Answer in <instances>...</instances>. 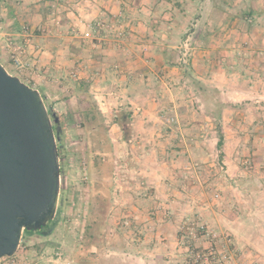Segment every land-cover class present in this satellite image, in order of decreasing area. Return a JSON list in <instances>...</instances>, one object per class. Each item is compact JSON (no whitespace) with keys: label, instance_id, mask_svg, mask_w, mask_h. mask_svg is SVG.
Wrapping results in <instances>:
<instances>
[{"label":"rangeland","instance_id":"obj_1","mask_svg":"<svg viewBox=\"0 0 264 264\" xmlns=\"http://www.w3.org/2000/svg\"><path fill=\"white\" fill-rule=\"evenodd\" d=\"M6 1L12 9L15 19L9 18V7L0 4V61L2 64L4 63L9 73L19 77L44 95L45 105L54 116L51 118L57 119L62 147L59 157L61 194H59L58 206L61 195L65 197V201L61 206L62 216L58 228L53 233L47 235L33 233L30 236L22 237L13 260L4 257L0 259V264H73L71 256L76 250L77 242L81 239L89 210L87 132L82 125L80 114V108L83 105L79 103L74 92V82L80 80L77 79L78 75L82 79L87 78L85 82L88 84V93L101 113V121L107 128L106 133L112 145L114 187L112 204L107 212L106 233H121L128 253L131 251L130 245H132L129 242V237L125 236L127 228H125L123 220L126 217L132 220L134 215L131 211H127L129 206L126 208L119 206L121 200L117 198L120 191L118 187L120 179L127 178L132 182L138 175L132 168L131 161L128 159L126 162L124 161L122 157L124 152L118 145L123 139L131 138L128 129L123 128L125 125L127 127L130 121L127 104L124 103L123 96H120L123 93V84L120 82L112 84L113 80L106 78L100 85L102 77L98 69L87 74L84 71L79 73V71L68 67L62 75L53 73L50 77L46 76L33 61L34 56L32 57V54L29 53L30 49L5 30L13 20H17L20 27V23L22 24L23 21L21 22L19 18L24 19L33 10L35 11L33 13L51 20L48 35L50 34L49 39L53 46L56 39L61 38V35L67 37L65 40L67 43H70L69 36L76 35L73 40L79 41L78 48L82 49L79 54L85 56L88 54L89 58L94 55L96 57L104 55L103 57L107 58L110 56L109 52L103 54V51H114V49H121L125 53V58H129L132 49H139L138 55L143 67L136 74L135 81L144 84L148 90L144 88L145 91L142 93L144 89H136V93L145 94L152 100L149 103L145 99V102L140 103L142 106L140 107L159 112L161 117L155 124L159 125V137L161 139L164 137V140L168 141L167 145H171L172 148L179 145L178 147L182 148V151H178L177 155L182 156L186 153V168H183L185 172L180 176V181H183L180 184H183L186 191L201 190L203 192L205 190L213 193L210 200L218 199V192L224 183V175H227L226 167L218 161L217 152L210 145V142L214 145L213 141H215V139L210 140L216 132L214 121L207 113V108L210 106H206L196 84L202 83L215 88L219 92L221 100L228 103L222 113L221 130L224 117L230 111H239L238 115L242 116L243 121L239 127L234 126L231 127L232 129L229 127L230 134L234 136L236 131L243 124L246 125V121L249 119L245 116L243 109L250 104L264 106V102L261 100L256 103L233 100L229 96L232 93L231 89L227 87V83L236 79L241 84L240 87H245L247 81V83L251 82L256 90L264 88L261 86L264 82V17L257 18L254 15L247 16L245 14L248 0H234L232 4H227L226 0H201V2L199 0H178L175 6L163 3L153 8L152 16L146 22L141 21L139 29H137L138 25L134 18L127 11L134 6L132 2L130 5L127 2L123 6L124 14L107 17L105 8L100 6L101 4L96 0ZM256 1L259 8L264 9V0ZM215 4L216 7H214ZM91 7L94 9L92 17H96V19L87 20L84 16L89 13L88 8ZM95 13L97 16H94ZM235 14H238V17L232 21L233 23L226 21V16ZM5 19L7 21L3 23L2 20ZM97 22L101 23L98 28L95 25ZM22 25L24 26L23 30L18 32L26 31L30 36L28 40L31 39V35H36L34 29L29 28V30L26 25ZM86 31L90 32L89 36H85ZM13 45L22 47L23 52L16 53ZM15 58H18L21 64H16ZM82 58L86 59V57ZM103 96L104 98H102ZM256 111L259 112L256 116L252 114L253 112L249 115L255 116L258 120L262 119L264 110L257 109ZM116 117H119V123L115 122ZM113 124L120 128L116 125L113 127ZM204 126L209 129L211 127V131H213L211 135L209 132L208 139ZM185 127V135L176 133L179 128ZM157 135L155 132L153 137H157ZM216 135L218 137L217 132ZM260 136L255 141L251 139V143L263 145L264 137ZM204 140L207 144L204 143ZM237 161L242 171L254 173V175L264 174V165L255 166L252 157L248 155L238 157ZM258 171L259 173H257ZM124 173L127 176H122ZM215 179L217 180L214 181ZM215 183L220 188L217 189ZM241 184L250 189L257 188L256 184L251 181ZM259 185L262 188L261 182ZM174 190L183 192V189L177 186L174 187ZM138 191L139 188L133 187L132 194L137 197L136 201L139 202V198L142 196ZM145 191H147L146 189L144 193H147ZM176 199L182 201L181 198ZM190 200L192 201V199ZM192 203L197 204V199H194ZM151 211H154V208L148 209L146 214L158 218L159 223L162 224L166 222L168 216H171L170 213H164L161 210L160 213L153 214L150 213ZM187 213L190 216L186 215ZM180 214L174 216L173 219L178 222L177 235L180 248L179 250L175 249L173 253L177 258L174 259L175 257L172 255L171 258L174 261L164 264H196L193 256L194 251L207 252L210 247L215 245L214 238L205 236L204 233L197 230V226L200 224H205L208 230H212L206 222L188 210ZM221 236L225 235H218L217 240H220ZM200 241L208 242L206 249L197 250ZM120 254L116 251L103 249L95 258L98 260L116 256L120 257L122 261L132 264Z\"/></svg>","mask_w":264,"mask_h":264},{"label":"crops","instance_id":"obj_2","mask_svg":"<svg viewBox=\"0 0 264 264\" xmlns=\"http://www.w3.org/2000/svg\"><path fill=\"white\" fill-rule=\"evenodd\" d=\"M96 1L101 4L100 6L105 8L107 17L116 16L114 14H124L122 11L124 10L123 6L127 2L128 5L132 2L134 6L127 9V11L138 25L137 29H139L142 20L146 22L152 16L154 7H158L163 3L175 6L178 2V0ZM226 1L227 4H232L234 0ZM248 1L247 12L245 14L252 11L251 15L263 18L264 9L259 8L257 1ZM95 6L97 5L95 4ZM214 7H216V4ZM33 12L35 11L29 12L24 19L21 17L19 20L23 21L22 24L26 25L28 29H34L36 35H31V39L28 40L30 36L26 31L18 32L15 30L9 33L30 49L29 53L32 54V57L34 56L33 61L46 76L50 77L53 73H60L62 75L67 71L68 67L79 71V73H81L80 71H84L87 74H91L94 69H98L102 77L100 85L104 83L106 78L113 80L111 81L112 84H116L115 82L123 84V93L120 96H123V101L127 104V114L128 119H130L127 124L128 126L126 127L125 125L123 128L128 129L131 138L123 139L118 145L122 149V152H124L122 154L124 161L126 162V159L130 160L132 168L138 175L135 176V181L132 182L127 178L120 179V184L118 185L120 191L117 198L121 200L119 201V206H123V208L129 206V209L126 210L128 212L131 211L134 215L132 220L129 217L123 220L124 224L126 222L129 224L125 225V228H127L125 236L129 237V242L132 244L130 245L131 253H121L120 255L124 259H128L132 264H158L159 262L174 261L177 256H174L173 253L175 249L179 250L180 245L177 235L178 222L173 219L177 215H181L180 213L188 210L194 212L193 215L206 222L217 236L224 234L229 237L231 241V259L228 263L224 264H264V174L254 175V173L242 171L237 163L239 161H237L238 157L248 155L252 157L255 166L264 165V143L263 145L251 143V139L255 141L260 135H262L260 136L261 138L264 137V117H261L262 119L259 120L255 118L259 114L256 110H264L262 109L264 106L250 104L247 108L243 109L245 110V116L249 119L246 121V125L243 124L236 131L235 136L230 134L229 127H239V124L243 120L242 116L238 115L239 111H230L222 122L223 145L221 149H217L216 146L218 141L216 132H214L215 135L210 139H215L213 141L214 145H212V142H210V145L217 152L218 161L225 165V172L227 173L223 178V186L218 192V199L210 200L213 193L205 190L203 192L201 190L186 191L183 184H180L183 182L180 181V176L185 172L183 168H186V153L182 156L177 155L178 151H182V148L178 147V144L177 147L172 148L171 145H167L166 142L168 141L164 140V137L162 139L159 137V125L155 124L159 122L160 113L153 109L145 110L141 108L140 103L145 102V99L149 103L152 100L145 94L136 93V89L143 90L146 88L144 84H141L139 81L136 83L135 81L136 74L143 67V63L138 55L139 49H132V54L129 58H125V53L121 49L103 51V54L109 52L110 56L107 58L103 57L104 55L101 57L94 55L89 58L87 57L89 56L88 54L86 56L79 54L82 49L78 48L77 44L79 41L73 40L76 35L68 37L70 38V43L65 41L67 37L61 35V38L58 37L53 46L49 39L50 34L48 35L51 20L49 21L46 19L47 17L44 18ZM88 12L84 16L87 20L96 19V17H92L94 14L92 7L88 8ZM96 14L94 16H97ZM237 17L238 14L228 15L226 16V21L233 23L232 21ZM22 24L20 23L21 26L19 28L23 30L24 26ZM27 35L28 37L26 38ZM82 57H86V59ZM0 62L2 63V61ZM77 79L87 81L86 77L82 79L80 75L77 76ZM240 86L241 84L236 79L227 83V87L232 92L229 94L230 98L239 102L243 100L255 103L258 100L264 102V88L261 87L262 89L257 88L256 90L252 83H247V81L245 87ZM261 86L264 87V82H262ZM144 91L145 89L142 93ZM249 113L255 116H250ZM115 125L113 124V127ZM116 126L119 127L118 125ZM207 126H204V131L208 139V136L213 131H211V127L209 129ZM155 132L158 134L157 137H153ZM209 132L210 135H208ZM176 133L185 135L186 127L183 129L179 128ZM204 143L207 144L205 140ZM130 154L131 157H129ZM125 166H128V164H125ZM122 176H127V174L124 173ZM249 181L255 183L257 188L250 189L241 184ZM259 182L263 184L262 188ZM175 186L181 187L183 192L181 190H178L179 192L174 190ZM217 186L216 184L217 189L220 188ZM133 187L135 189L139 188L138 192L142 196L139 198V202L136 201L137 197L132 194ZM145 189L147 193H144ZM176 198H181L180 200L182 201ZM190 199L192 201L197 199L198 203L194 204ZM152 208L155 211H151L150 213L152 214L164 211V213H170L171 216H168L166 222L163 224L159 223L158 218L146 214L148 209ZM186 215L190 216L188 213ZM219 241L220 243L223 242V236L220 237V240L213 242L217 248L220 247ZM207 243L206 241H200L198 248L200 250L206 249ZM172 255L175 257L174 259L171 258ZM185 255L187 256V253Z\"/></svg>","mask_w":264,"mask_h":264},{"label":"water","instance_id":"obj_3","mask_svg":"<svg viewBox=\"0 0 264 264\" xmlns=\"http://www.w3.org/2000/svg\"><path fill=\"white\" fill-rule=\"evenodd\" d=\"M60 163L41 92L0 62V259L13 256L24 230L54 219Z\"/></svg>","mask_w":264,"mask_h":264},{"label":"trees","instance_id":"obj_4","mask_svg":"<svg viewBox=\"0 0 264 264\" xmlns=\"http://www.w3.org/2000/svg\"><path fill=\"white\" fill-rule=\"evenodd\" d=\"M201 2V0H199ZM0 4L7 5L6 0H0ZM9 18L13 17L11 7H9ZM253 12L247 13L251 16ZM7 19L2 20L6 22ZM7 32L20 31L17 20L5 28ZM5 67V66H4ZM198 91L200 92L214 121L215 130L218 134L217 149H221L223 145V133L221 130V118L224 108L228 106L219 97V92L208 85L197 83ZM74 92L79 103L83 105L80 108L82 117V125L87 132V147L86 156L88 162L87 177L89 184V210L86 217V223L81 235V239L77 242L76 250L72 254L71 259L73 264H129L120 259V257L111 256L108 259H98L95 256L103 249L116 251L118 253H126L128 249L122 240L121 233H106L107 227V212L112 204V190L114 187V157L112 152V145L107 136V128L101 121V113L93 101L91 95L88 93V84L84 80H76L74 82ZM218 95V96H217ZM44 98V95L42 94ZM51 116L53 113L48 109ZM54 117V116H53ZM52 129L57 141V153L60 157L62 147L60 144L61 134L59 131V124L57 119H52ZM116 123L120 122L119 117L115 119ZM61 194V190H59ZM65 201L63 195L60 196V203L57 207L56 214L53 220L48 222L47 228L43 231H38L37 234H50L58 228L61 219L62 203ZM33 231L24 230L22 237L30 236ZM197 250H200L199 248ZM158 264H164L159 262Z\"/></svg>","mask_w":264,"mask_h":264},{"label":"built area","instance_id":"obj_5","mask_svg":"<svg viewBox=\"0 0 264 264\" xmlns=\"http://www.w3.org/2000/svg\"><path fill=\"white\" fill-rule=\"evenodd\" d=\"M96 28L100 27L101 23L97 22ZM95 30V29H94ZM93 31V30H92ZM90 32L86 31L85 36H89ZM14 50H16V53H22L23 49L20 46H12ZM18 50V51H17ZM16 64H21L18 58H15ZM125 225H128L126 222ZM197 230L201 231L204 233L205 236H209L210 238H214L215 242L218 239L217 234H215L212 230H208L207 226L205 224H200L197 226ZM231 246V241L229 237L223 236V243H220V247L217 248L216 246L210 247V250L207 252H202V251H194V261L196 264H224L228 263L231 259L230 257V249L229 247ZM13 256L7 257L11 258L13 260ZM4 258V257H3Z\"/></svg>","mask_w":264,"mask_h":264},{"label":"flooded vegetation","instance_id":"obj_6","mask_svg":"<svg viewBox=\"0 0 264 264\" xmlns=\"http://www.w3.org/2000/svg\"><path fill=\"white\" fill-rule=\"evenodd\" d=\"M45 228H47V226H45V227H43L42 229H40V230H36V231H33V233H38V231H43V229H45Z\"/></svg>","mask_w":264,"mask_h":264}]
</instances>
